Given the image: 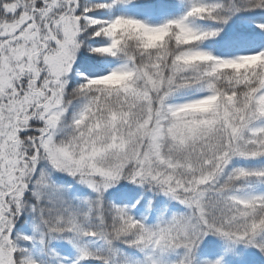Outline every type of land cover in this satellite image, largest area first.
<instances>
[{"label": "snow or ice", "instance_id": "snow-or-ice-1", "mask_svg": "<svg viewBox=\"0 0 264 264\" xmlns=\"http://www.w3.org/2000/svg\"><path fill=\"white\" fill-rule=\"evenodd\" d=\"M0 264H264V0H0Z\"/></svg>", "mask_w": 264, "mask_h": 264}]
</instances>
